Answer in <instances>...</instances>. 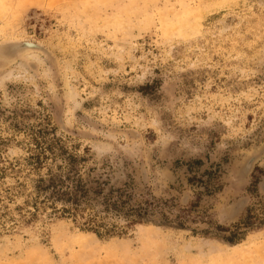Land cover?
<instances>
[{
  "label": "rangeland",
  "instance_id": "obj_1",
  "mask_svg": "<svg viewBox=\"0 0 264 264\" xmlns=\"http://www.w3.org/2000/svg\"><path fill=\"white\" fill-rule=\"evenodd\" d=\"M6 43L0 264H264V0H0Z\"/></svg>",
  "mask_w": 264,
  "mask_h": 264
},
{
  "label": "trees",
  "instance_id": "obj_2",
  "mask_svg": "<svg viewBox=\"0 0 264 264\" xmlns=\"http://www.w3.org/2000/svg\"><path fill=\"white\" fill-rule=\"evenodd\" d=\"M67 181H71L72 186L66 185ZM43 179L39 181V183H43ZM77 185L75 186L74 182L71 180V178L66 177L65 180L62 178H57L56 176H52L49 180V185L47 186H39V193H42L44 191H51L50 198L52 202H65L69 203L71 205L70 211H74L77 209V207L80 205L81 199H85L88 201H93L91 198V194L95 195L96 198L99 196L101 191H96L91 187H87L86 185H83L81 181L77 180ZM76 189V191H75ZM78 194H80V197H78ZM108 203V202H107ZM124 202H121L123 204ZM116 203L113 205L115 206ZM93 226L89 224L87 229H93ZM111 236V234L109 233Z\"/></svg>",
  "mask_w": 264,
  "mask_h": 264
},
{
  "label": "water",
  "instance_id": "obj_3",
  "mask_svg": "<svg viewBox=\"0 0 264 264\" xmlns=\"http://www.w3.org/2000/svg\"><path fill=\"white\" fill-rule=\"evenodd\" d=\"M264 157V144L259 147L258 149H255L253 152H251L243 161V163L239 166L237 172H236V177L239 178L240 181H246L247 178L249 177L250 173L252 172L255 164L261 160ZM264 188V184H263ZM245 202L244 205H242L236 213L239 211L243 210L245 206L247 205V200H243ZM241 201V202H243ZM239 204V203H238ZM237 204V205H238ZM234 212V215L236 214Z\"/></svg>",
  "mask_w": 264,
  "mask_h": 264
},
{
  "label": "bare ground",
  "instance_id": "obj_4",
  "mask_svg": "<svg viewBox=\"0 0 264 264\" xmlns=\"http://www.w3.org/2000/svg\"><path fill=\"white\" fill-rule=\"evenodd\" d=\"M30 44H32V45H34V46H36L37 48H31V46H28L27 44H20V45H14V49H18V48H24V50H27V53H26V59H30V60H33V61H39V57H37L38 55L37 54H35V52H39V53H48V50L44 47V46H42V45H40V44H36V43H33V42H30V41H28ZM11 44V43H6V44H0V50L2 49V48H4V47H7V46H9V45ZM11 48H13V46L12 47H10L9 49H8V52L10 53V54H13L12 53V51H11ZM42 48V49H41ZM34 49V50H33ZM33 51H35V52H33ZM23 53H24V51L23 50H20L19 51V56H22L23 55ZM0 62H10V61H5V60H2L1 58H0ZM12 62V61H11ZM239 204H245V202L243 201V202H239ZM235 208H236V206H235ZM235 208H234V210H235ZM233 210V215H234V212L236 213V211H234ZM239 213V212H238Z\"/></svg>",
  "mask_w": 264,
  "mask_h": 264
}]
</instances>
